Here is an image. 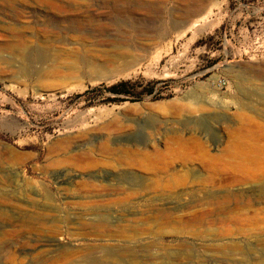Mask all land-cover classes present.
I'll return each instance as SVG.
<instances>
[{
  "label": "rangeland",
  "instance_id": "rangeland-1",
  "mask_svg": "<svg viewBox=\"0 0 264 264\" xmlns=\"http://www.w3.org/2000/svg\"><path fill=\"white\" fill-rule=\"evenodd\" d=\"M262 99L264 0H0V264H264Z\"/></svg>",
  "mask_w": 264,
  "mask_h": 264
},
{
  "label": "trees",
  "instance_id": "trees-1",
  "mask_svg": "<svg viewBox=\"0 0 264 264\" xmlns=\"http://www.w3.org/2000/svg\"><path fill=\"white\" fill-rule=\"evenodd\" d=\"M129 85L130 84H129L128 81H121L119 83H116V84L111 85L109 88H107V91L109 93L113 94V95H117V96L122 95V96L130 97V96H132L134 94H132L130 92ZM149 93L152 94L153 93V89H150L149 90ZM135 99L134 98H128V99H126V98H120V99L115 98V100H119V101H126V100H128V101H132V102L137 101Z\"/></svg>",
  "mask_w": 264,
  "mask_h": 264
},
{
  "label": "bare ground",
  "instance_id": "bare-ground-1",
  "mask_svg": "<svg viewBox=\"0 0 264 264\" xmlns=\"http://www.w3.org/2000/svg\"><path fill=\"white\" fill-rule=\"evenodd\" d=\"M77 1V0H76ZM80 1V0H79ZM196 5V4H195ZM195 7V8H194ZM188 12L191 13V12H195L197 13L198 12V9L196 8V6H190L188 7ZM183 25V24H182ZM69 35V34H68ZM17 51L20 53V54H24V55H27L28 56V49L26 46H23V45H19L17 46ZM126 56V55H125ZM262 101H264V99H262ZM261 188V187H260ZM262 191H264V186H262V188L260 189Z\"/></svg>",
  "mask_w": 264,
  "mask_h": 264
}]
</instances>
